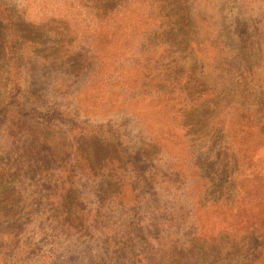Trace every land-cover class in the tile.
Segmentation results:
<instances>
[{"label":"rangeland","instance_id":"374dc122","mask_svg":"<svg viewBox=\"0 0 264 264\" xmlns=\"http://www.w3.org/2000/svg\"><path fill=\"white\" fill-rule=\"evenodd\" d=\"M64 2L0 0V99L20 87L25 112L47 115L28 123L50 143L30 158L32 177L13 168L0 178V264H116L100 245L123 218L115 210L130 201L156 231L147 205L177 189L194 195L180 205L197 208L183 227L220 243L212 264H259L264 228L220 231L232 214L264 212L251 198L264 197V0H87L72 19ZM7 131L2 118L0 172L31 143Z\"/></svg>","mask_w":264,"mask_h":264},{"label":"trees","instance_id":"16d2710c","mask_svg":"<svg viewBox=\"0 0 264 264\" xmlns=\"http://www.w3.org/2000/svg\"><path fill=\"white\" fill-rule=\"evenodd\" d=\"M31 3L34 4L35 0H26L24 9ZM51 5H53L52 2ZM51 5H47L44 11L48 10ZM63 6H65L66 11L72 13V16L69 17L72 19L78 18L82 14V11H84L83 7L88 6V3L87 0H65L62 5H59L62 10ZM87 8L91 9V7ZM6 29L13 32L10 36L12 39L8 42V50L12 55L13 61L18 64L20 57L15 55L13 51L15 39H20L17 38L18 32L16 31L14 24H12V26L7 24ZM24 53H27V51H23L21 55L22 58L26 59L27 62L30 61V58H25ZM17 68L18 67L16 66V69ZM16 88L17 93L13 94L9 100L2 102L0 99V119H5L8 130L4 139L6 141L10 140L16 142V139L24 137L30 139L31 143L37 142V147L33 149L30 143V146H28L27 149H21L25 153L24 156L19 155V161L13 162L12 164L8 163L6 169L2 168L0 178L3 176V173L11 174L13 168L18 169L15 174L22 173L24 178L31 174L32 177L33 174L29 172L32 168L30 165H27L31 162L30 158L36 151L35 154L50 153V143L44 140L39 141L41 138L39 137L38 132L28 123V119L39 122L43 121L47 115L35 106L30 107V109L25 112V105L18 96L20 87ZM169 95H173V93L169 92ZM10 100L11 102H8ZM11 104H16V115L7 116L6 107ZM69 129L77 131H79V129L81 130L77 124H74L73 127ZM167 134H169V132ZM80 152H82V149ZM121 154V156L124 157V154ZM43 158L47 161L50 160L48 154L44 155ZM71 160H76V158H71ZM111 160L115 161L113 157ZM65 163L66 161L63 162V164ZM42 166L43 165L40 167ZM117 166H119V163ZM57 167L64 171L67 170L64 165H57ZM48 169H51L50 165L45 167V170ZM103 176L104 181H106L105 177H109L108 174H104ZM111 176L112 175H110V177ZM230 176V173H227L226 176H223L220 179L221 183L217 190L223 188L226 180L231 179ZM141 183V178L136 180L134 185L135 189H131L130 191V194L133 195L134 202H140L141 195L140 193H136V189H138L137 184L139 185ZM102 190L105 189L103 188L100 191ZM180 190L181 189H177L173 194L166 193V195H163L162 199H159L156 209L152 203L147 205V207L154 209L155 213L158 215L156 222L160 227L156 229V231L152 230L155 224L151 222V218L145 220L142 216L138 218L134 214L130 209V201L126 202L128 206H122L118 210H115L117 214L120 215L121 213V217L123 218L112 224L114 229L105 228L104 235H100V245L103 255L107 256L104 252H108L109 256L114 253V255H116V260L114 261L116 264H200L202 261L212 264L217 262L220 258L221 250L217 238L215 239V236L206 237L199 233H192L188 227H183L184 225L182 223L184 216H187L188 214H192L194 217L197 216V208L193 205L188 206L186 203L180 205L181 200H184L185 197H188L191 200V197L193 198L194 196L192 193H189V191ZM213 193H216L217 195L218 192L215 191ZM161 194H164L163 190L159 195ZM206 196H208V194ZM253 197L256 198L254 202L255 204L253 205L254 208L264 201V197L262 198L258 193H254L251 198ZM221 199L223 200V197L214 198L212 202L219 203ZM151 200L156 202L155 197H152ZM229 202L228 206H226L228 207V212L232 214L233 206L231 205L232 202ZM44 210L46 211V209ZM102 212L103 211H100V214ZM246 216L247 215L232 214L226 218V220L222 221L225 226H223V229H221L220 232L233 235L240 233L241 231L244 232V229L248 230L254 227L264 228V212H260L258 209L256 212H253L250 217L246 218ZM213 221H218L219 223L217 218ZM66 222H69L70 224L69 219L68 221L66 220ZM110 225L111 224H108L107 227ZM220 228L221 225L217 226V229ZM225 248L227 249V247ZM262 250L264 251V247H262ZM259 261V264H264V256H262Z\"/></svg>","mask_w":264,"mask_h":264}]
</instances>
